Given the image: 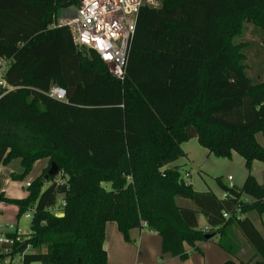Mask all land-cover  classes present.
I'll use <instances>...</instances> for the list:
<instances>
[{
	"label": "trees",
	"instance_id": "obj_1",
	"mask_svg": "<svg viewBox=\"0 0 264 264\" xmlns=\"http://www.w3.org/2000/svg\"><path fill=\"white\" fill-rule=\"evenodd\" d=\"M79 2L0 0V58L10 61L3 79L15 87L0 98V167L20 159L22 172L11 178L22 181L38 160L49 162L26 198L0 191V204L18 205L19 217L35 210L31 233L13 254L30 246L23 264H107L106 224L114 221L127 240L135 228L157 232L162 252L183 260L185 244L197 248L215 237L237 256V229L256 254L225 264H264V235L248 216L264 215V184L252 173L254 161L264 162L257 140L264 133V80L252 79L247 44L236 43L246 23L264 33V0L143 6L123 79L94 50L77 47L69 27L58 26V10ZM54 85L66 89L67 101L49 96ZM193 138L216 157L237 152L245 159L242 188L219 177L224 197L194 189L183 167L172 165ZM53 162L59 172L46 179Z\"/></svg>",
	"mask_w": 264,
	"mask_h": 264
},
{
	"label": "crops",
	"instance_id": "obj_2",
	"mask_svg": "<svg viewBox=\"0 0 264 264\" xmlns=\"http://www.w3.org/2000/svg\"><path fill=\"white\" fill-rule=\"evenodd\" d=\"M182 147L186 156L180 158L172 165L183 167L186 174H189L191 180L188 181L193 185L195 190L201 192L212 191L220 198L224 197L226 194L218 182L216 187H214L213 184L209 186L206 185L208 182L205 178L200 176V173H196L194 176L191 172L193 168L203 171L207 175L208 180L210 177H215L216 179L221 177L225 184H229L228 179L232 177L234 186L236 188H242L247 178L248 170L246 168L245 159L237 152H234L231 158L216 157L214 154H211L208 149L201 146L197 138L184 142ZM41 161H43L44 164L38 176L43 173L49 164L48 159L38 160L35 164ZM20 169V159L12 160L10 163L0 167V191L5 192L6 196L12 199L26 198L29 194L27 184L38 177H33L25 182L24 180L30 175L29 174L22 181L13 180L11 175L13 173H18ZM252 173L259 183L264 184V162L258 160L254 161ZM246 199L251 200V198L247 196ZM177 202L179 205L191 207L189 202H185V199L178 198ZM19 218L18 205L6 202L0 204V232L7 236L16 234L15 236L21 237L23 241V239H26L30 235L31 231L28 234L20 232ZM198 221L200 228H208L206 218L202 223L198 216ZM253 221L258 230L264 235V215L258 216L257 221ZM232 235L240 246L237 256L230 254L222 248L218 243V237H215L199 243L197 248L185 244L188 258L183 260L180 257H174L169 253L164 254L162 252V237L157 232L146 227L135 228L130 232V239L127 240L119 231L117 223L109 221L106 224L104 249L107 252V264H225L228 260L239 262L241 259L249 260L253 258L256 254L255 250L243 235L237 229H234ZM3 247L4 246L0 245V261L2 264H23L24 254L30 251V249H27L24 253L16 254L12 252V254L8 256L2 253ZM15 256L19 258L16 260Z\"/></svg>",
	"mask_w": 264,
	"mask_h": 264
},
{
	"label": "built area",
	"instance_id": "obj_3",
	"mask_svg": "<svg viewBox=\"0 0 264 264\" xmlns=\"http://www.w3.org/2000/svg\"><path fill=\"white\" fill-rule=\"evenodd\" d=\"M161 1L81 0L72 16H64L58 19V26L69 27L77 47L94 50L108 65L110 73L118 79H123L139 11L145 5L159 7ZM9 64V60L0 58V88L4 89L0 93V98L15 89L3 79V74ZM48 94L54 99L67 101V91L61 86H52ZM228 180V185L235 187L232 177H229ZM27 185L29 186L30 183ZM34 214L35 210L30 209L25 216L33 218ZM20 241L22 240L18 236L11 237L0 232V245L4 246L2 253L5 255H11L13 252L12 247Z\"/></svg>",
	"mask_w": 264,
	"mask_h": 264
},
{
	"label": "rangeland",
	"instance_id": "obj_4",
	"mask_svg": "<svg viewBox=\"0 0 264 264\" xmlns=\"http://www.w3.org/2000/svg\"><path fill=\"white\" fill-rule=\"evenodd\" d=\"M80 2H81V0H80ZM77 6H69V7L60 8L58 10L59 19L64 17V16H68V17L72 16L75 13ZM236 43H246L247 44L244 52H245L246 57H247L246 63L248 65V73L254 81H256V82L263 81L264 80V33H262L259 29H257L253 24L246 23L244 32L241 36L236 38ZM257 140L262 145H264V133L263 132L259 133L257 135ZM14 160H16V159H14ZM16 162H19V161H16ZM43 164H44L43 161L35 164L34 169L32 170L30 175L24 181L27 182L31 178L37 177L40 174V170H41V167ZM21 172H22V168L19 170L18 173H21ZM191 172L194 176L196 175V173H200V176H202L203 178H205V180H207L208 184H206V185L212 186V184H213L214 187L217 186V180L215 177H213V178L210 177L208 180L207 175L203 171H201L200 169L193 168L191 170ZM182 174L186 180H189V181L191 180L190 176H188V174H186L184 169L182 170ZM104 185L110 186L109 184H104ZM58 201L61 202V198H59ZM185 202H189L191 207H193L194 209H197V207L193 201L185 199ZM25 213H27V211ZM25 213L19 218V227H20V232L28 234L31 231V220L32 219L26 218ZM198 216L200 218V221L203 223L205 216L201 213H199ZM248 216H250L252 218V220L257 221V219H258V215L255 213H250ZM18 258H19L18 256H15L16 260ZM0 264H2L1 261H0Z\"/></svg>",
	"mask_w": 264,
	"mask_h": 264
},
{
	"label": "water",
	"instance_id": "obj_5",
	"mask_svg": "<svg viewBox=\"0 0 264 264\" xmlns=\"http://www.w3.org/2000/svg\"><path fill=\"white\" fill-rule=\"evenodd\" d=\"M58 172H59V169H58L57 165L53 162L52 165H51V167H50V169H49V171H48V173H47V175H46V179H48L49 176H51V175L58 174ZM180 182H181V184H184L185 183V180L184 179H181ZM64 215H65L64 213L57 214V216H59V217H63ZM207 237L209 238V236H207Z\"/></svg>",
	"mask_w": 264,
	"mask_h": 264
}]
</instances>
